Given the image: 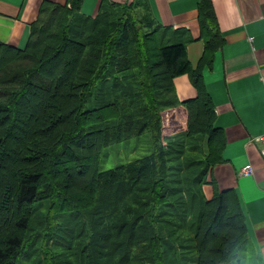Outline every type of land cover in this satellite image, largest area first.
Here are the masks:
<instances>
[{"label": "trees", "instance_id": "16d2710c", "mask_svg": "<svg viewBox=\"0 0 264 264\" xmlns=\"http://www.w3.org/2000/svg\"><path fill=\"white\" fill-rule=\"evenodd\" d=\"M81 4L46 0L24 49L0 44V264L32 244L29 207L47 188L48 198L57 189L73 199L67 215L51 218L67 244L44 258L27 253L31 261L64 264L72 253L77 264H230L246 237L236 195L206 200L201 190L225 146L202 81L223 45L210 0L198 6L205 49L196 70L186 54L192 38L154 26L136 5L101 0L89 17ZM183 75L197 96L182 102L186 131L164 147L160 114L176 107L174 79ZM147 133L151 156L100 171L104 148ZM187 140L199 159L184 157Z\"/></svg>", "mask_w": 264, "mask_h": 264}, {"label": "crops", "instance_id": "0c3cea01", "mask_svg": "<svg viewBox=\"0 0 264 264\" xmlns=\"http://www.w3.org/2000/svg\"><path fill=\"white\" fill-rule=\"evenodd\" d=\"M44 1L0 0V44L24 49ZM47 1L63 5L68 0ZM110 1L136 5V14L150 17L154 26L190 36L186 54L192 69L198 68L205 49L198 21L201 0ZM210 2L223 45L211 68L203 69L202 81L214 106L216 137L225 146L223 162L209 166L201 190L206 200L215 192L235 193L246 227L239 251L253 257L254 264H264V143L251 141L264 135V0ZM100 5L101 0H82L80 14L95 17ZM174 87L181 103L197 96L187 75L175 78ZM176 111L186 118L183 106ZM247 165L253 174L241 176Z\"/></svg>", "mask_w": 264, "mask_h": 264}, {"label": "rangeland", "instance_id": "374dc122", "mask_svg": "<svg viewBox=\"0 0 264 264\" xmlns=\"http://www.w3.org/2000/svg\"><path fill=\"white\" fill-rule=\"evenodd\" d=\"M175 105L177 108L183 106L180 101H176ZM176 107L166 109L162 112V114H160L162 121L160 124V132L162 135L160 143L164 147L167 146V141H164L167 137H173L174 135L177 136L178 134L181 135L187 129V113L185 112V118L184 115H182L181 113H177L178 111H176ZM183 108L185 109L184 106ZM151 137L152 135L147 133L144 136L133 137L128 140H124L120 143L111 144L108 147L104 148L101 152L99 161L100 171L115 169L116 167L124 166L129 162L136 161L146 156H151L154 153V147ZM186 143L187 146L184 157L189 158V160L199 159V153L191 151V148L194 146L193 142L191 140H187ZM41 184L42 187L48 186V180L46 179ZM65 192L55 189L54 194L50 198H48L47 188L46 190H44L43 194L39 196L40 200L38 204H36L35 207H29L31 211L30 228L27 232V236L25 237V239H23L24 241L28 242V245H30V243L32 244L29 248L25 250V253L24 255H22L21 259H19L13 264H41V262H38L40 258H44V255L46 254V256L48 257V252L50 253V249H48V247H50L52 244H57V242L67 244V242L60 237L63 236L65 233L57 229L58 226L51 222L52 217H57L58 220L60 219V217H63L64 214H68L66 212V209L70 207V203H73V199H69V196H67ZM83 193L84 191L79 192L73 196L77 198H82ZM62 210L64 214H61ZM72 220L74 221V217L72 218ZM79 229L80 224L74 223L71 226L70 233L75 236L79 232ZM30 234H32V236H29ZM38 237H40L41 239H38ZM34 243H38L39 248L36 250V252L31 253V246ZM40 247L42 248V250L39 253L38 250H40ZM27 253H30L31 255L38 254L41 256L40 258H34V260L31 261ZM242 254L243 251H237V254L232 256L229 263L254 264L253 257L251 258V256L248 254ZM62 259H64V257H62ZM76 261V256L72 255V253H69L64 264H77ZM42 264H47V262H45V259L43 260Z\"/></svg>", "mask_w": 264, "mask_h": 264}, {"label": "built area", "instance_id": "2783aa9c", "mask_svg": "<svg viewBox=\"0 0 264 264\" xmlns=\"http://www.w3.org/2000/svg\"><path fill=\"white\" fill-rule=\"evenodd\" d=\"M163 118V117H162ZM163 120V119H162ZM162 122V121H161ZM252 142H262L264 143V135L259 137V138H256V139H252L251 140ZM253 174V168L251 165H247L245 167H243L241 170H240V175L241 176H251Z\"/></svg>", "mask_w": 264, "mask_h": 264}]
</instances>
